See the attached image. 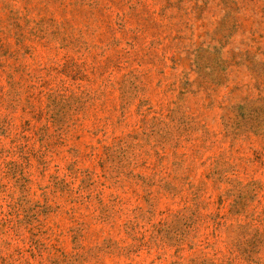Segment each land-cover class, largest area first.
I'll use <instances>...</instances> for the list:
<instances>
[{
  "label": "rangeland",
  "instance_id": "rangeland-1",
  "mask_svg": "<svg viewBox=\"0 0 264 264\" xmlns=\"http://www.w3.org/2000/svg\"><path fill=\"white\" fill-rule=\"evenodd\" d=\"M0 264H264V0H0Z\"/></svg>",
  "mask_w": 264,
  "mask_h": 264
},
{
  "label": "trees",
  "instance_id": "trees-1",
  "mask_svg": "<svg viewBox=\"0 0 264 264\" xmlns=\"http://www.w3.org/2000/svg\"><path fill=\"white\" fill-rule=\"evenodd\" d=\"M240 109V108H239Z\"/></svg>",
  "mask_w": 264,
  "mask_h": 264
}]
</instances>
